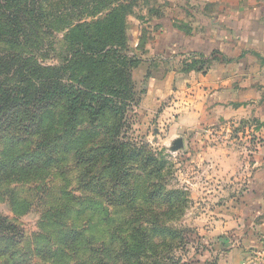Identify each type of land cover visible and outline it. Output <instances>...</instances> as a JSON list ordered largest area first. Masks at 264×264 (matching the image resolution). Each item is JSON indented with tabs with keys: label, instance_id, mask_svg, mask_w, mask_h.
<instances>
[{
	"label": "rangeland",
	"instance_id": "374dc122",
	"mask_svg": "<svg viewBox=\"0 0 264 264\" xmlns=\"http://www.w3.org/2000/svg\"><path fill=\"white\" fill-rule=\"evenodd\" d=\"M130 4L137 17L120 14L127 41L138 23L171 8V0H37L40 16L0 12V91L22 88L19 61L54 71L62 84L83 82L70 31ZM15 14L23 16L19 31L7 23ZM102 65L82 84L87 91L105 73H126L121 61ZM135 89L124 112L80 117L75 127L65 100L44 108L0 100V264H217L228 243L208 236L213 207L191 201L185 156L150 144L135 126Z\"/></svg>",
	"mask_w": 264,
	"mask_h": 264
},
{
	"label": "crops",
	"instance_id": "0c3cea01",
	"mask_svg": "<svg viewBox=\"0 0 264 264\" xmlns=\"http://www.w3.org/2000/svg\"><path fill=\"white\" fill-rule=\"evenodd\" d=\"M128 45L135 126L187 159L185 189L228 243L217 264H264V0H171Z\"/></svg>",
	"mask_w": 264,
	"mask_h": 264
},
{
	"label": "trees",
	"instance_id": "16d2710c",
	"mask_svg": "<svg viewBox=\"0 0 264 264\" xmlns=\"http://www.w3.org/2000/svg\"><path fill=\"white\" fill-rule=\"evenodd\" d=\"M136 4V3H134ZM136 7L138 5L136 4ZM6 9H13L16 14L22 12L26 18L28 15L38 14L40 10L37 0H0V12ZM123 12L124 17L136 16L133 10V4L129 6H119L116 11L110 10L106 14L103 22H96L91 25L89 23L78 24L69 33V43L75 54L82 59L83 69L87 72L81 83L62 84L59 76H52L55 72L49 71L42 67L30 65L26 61H19L14 71L18 74V84L22 88L14 91H0V100L5 103L12 101L13 96H17L20 101L27 103L31 108L40 106L42 108L50 105L56 100L66 101V112L68 114L67 126L75 127L76 120L80 117H86L90 121L101 118L107 111L113 110L115 114L124 112L123 106H129L134 102L136 93V82L132 79V69L137 64V59L128 53L126 29L122 28L120 14ZM11 16L7 22L12 26V31L21 30L22 17L18 15ZM121 61L122 66L126 68V73L119 75L118 73H106L101 75L96 82L95 88L86 90L82 84L90 75L94 74L103 63L108 59ZM103 73V72H102ZM26 84V87H23ZM118 85V88L115 85ZM34 85V89L30 90L29 86ZM141 91L137 93L140 94ZM119 96L120 98H116ZM119 104L118 108L115 105ZM139 99L135 104L138 106ZM26 112V111H23ZM107 143L102 147L104 153H108L105 148ZM108 147V146H107ZM115 150L114 154L113 151ZM118 148H114L106 158V162L113 160ZM106 167V165H104Z\"/></svg>",
	"mask_w": 264,
	"mask_h": 264
}]
</instances>
